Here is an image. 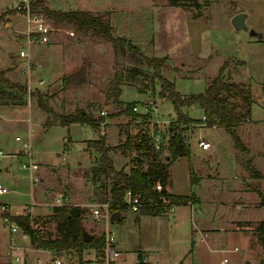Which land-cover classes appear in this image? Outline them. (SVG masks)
<instances>
[{"label": "rangeland", "instance_id": "1", "mask_svg": "<svg viewBox=\"0 0 264 264\" xmlns=\"http://www.w3.org/2000/svg\"><path fill=\"white\" fill-rule=\"evenodd\" d=\"M177 1L180 5H173L169 0H42L55 11L85 9L94 15L99 14L111 23L115 36L129 38L149 56H167L170 67L165 70L164 76L171 79L176 90L184 96L203 92L207 80L217 75L224 61L227 62L226 72L231 80L241 79L251 85L255 102L251 117L256 121L247 120L237 127L238 135L248 152L234 146L233 138L225 127H204L192 121H178L174 104L161 94L159 80H155L153 91L140 92L133 86L124 85L120 98L125 100L123 102H136L138 108L133 111L139 113H144L145 102L155 100L158 107L153 116H158L162 121L160 128L163 135L170 134L173 127H179L183 133L190 146V158L180 156L166 167L171 181L167 189L182 194L195 192L200 200V204L193 208L196 219L204 216L207 223L210 221L208 218L212 217L217 227L224 224V220L230 216L261 220L264 217V207L258 206V202L261 193H264V0ZM15 5V0H0V70L9 78L8 85H17L16 88L3 83L0 85V111L3 113L0 117V148L5 153L0 156V182L9 189L0 194V203L9 202L14 214L23 213L26 204L34 205L33 213H39L45 212L47 207L34 204V197L37 198L40 189L39 185H34L39 182L35 180L31 187L28 176L30 171L20 167L23 162L31 160L50 164L58 161V165L64 167L68 162L77 164L80 161V166L86 168L94 163L98 154L89 156L83 151L85 140H95L101 133L108 143L109 135L112 144H116L119 129L137 130L141 125L137 123L136 127H129L126 122L133 117L120 113V108L124 107L106 100L108 83L121 66L122 60L125 61L120 56H115L109 40L92 33L77 32L65 23L54 22L53 25L59 30L53 31L49 42H31L28 46L23 33L27 21ZM238 11L247 12L248 30L234 29L231 18ZM70 29L74 31L73 34L66 31ZM250 30L261 32L262 40L258 35L252 36ZM21 49H27L31 56L29 70H22L26 59L19 56ZM240 60L244 61L243 65L239 63ZM82 65L86 66L89 74L88 82L81 86L70 85L63 88L62 78L65 74L75 72ZM37 91L46 93L47 103L65 114L74 112L77 108L90 109L88 104L93 103L94 108L91 110L94 115L98 117L102 114L104 121L108 122L101 123L100 129L87 123L67 127L49 125L44 128L42 124L46 113L37 107ZM148 99L150 100L144 101ZM233 99L242 105L240 111L246 112V103L242 98ZM184 112L193 119L204 116L202 107L197 103L189 105ZM168 113L172 115L169 116ZM247 116L250 119V115ZM16 135L20 139H16ZM199 137L210 140L212 146L203 150L198 144ZM28 148L32 152V159L25 154ZM21 149L25 151L21 153ZM94 151L93 148L90 153ZM234 152L237 156L236 166L232 165ZM113 159L116 167H120L125 161L119 153H115ZM159 159L165 160L164 157ZM126 165L128 169L134 167L131 158ZM213 167H219L222 177L209 179L214 177L211 171ZM60 168L56 173L63 176L66 169ZM85 168L77 166L69 169L68 173L83 178L82 174L85 172L86 175L90 167ZM200 174H204L206 179L200 180ZM75 183L73 180L69 181L67 189L73 188ZM106 183L109 186L110 180ZM84 184L85 186L76 184L77 189L74 187V193L78 196L75 202L80 200L85 203L82 206L85 212L83 228L99 236H105L108 229L113 231L115 246L120 251L114 264H135L140 249L149 252L158 246L159 233L164 242H168V237L171 236L168 225L174 220L171 210L167 211L169 216H155L149 213L139 214L126 208L121 222L107 218L98 220L92 209L106 197L105 188L93 186L87 178L84 179ZM59 191H64V188ZM54 195L55 199L59 198V195ZM69 202L74 203V200ZM235 203H239L241 208H237ZM181 209L185 211V219H188L190 207L178 205L176 213ZM0 212L7 215L6 210L1 207ZM30 216L34 223L36 220L41 222L39 224L42 225L43 234L56 231L55 221L50 223L40 214ZM245 236L233 235L226 242L224 250H207L203 257L215 264H222V261H227V264H259L255 253L244 258L239 252L238 256L236 252L226 250L228 247L244 244ZM9 238L8 228L0 215V262L4 261V257L9 259L6 252L9 245L13 244L22 249L25 258V263L18 264H56L50 251L31 247L19 229L12 233V243ZM240 252L244 253V250ZM61 254L65 258L63 264H79L76 251L64 250ZM95 256L97 257L93 248L84 250V264L92 263Z\"/></svg>", "mask_w": 264, "mask_h": 264}, {"label": "trees", "instance_id": "2", "mask_svg": "<svg viewBox=\"0 0 264 264\" xmlns=\"http://www.w3.org/2000/svg\"><path fill=\"white\" fill-rule=\"evenodd\" d=\"M169 1L173 5H180L177 0ZM31 4L35 10L40 8L39 11H42L56 23L68 24L77 32L92 33L111 42L115 56H120L125 61L122 60L121 66L118 65L119 69L116 70L114 77L108 83L106 100H111L113 104L124 107L120 108V113H126L133 118L140 116L142 118L141 123L148 126L151 114L134 112L136 102H123L120 100L121 85H130L137 88L140 92H146L147 90H155V80H159L162 92L174 104L178 121H192L198 124L205 123L206 125L225 127L231 138H233L234 146L241 151L248 152L244 141L238 135L237 127L242 122L250 120L247 115H250L251 106L254 103L252 89L251 85L245 83V81H235L229 78L226 73V61L219 67L217 75L206 82V88L203 92L184 96L176 90L174 82L164 76L165 70L170 67L167 56H149L143 53L139 46L129 38L120 35L115 36L111 23L105 20L103 16L94 15L85 9L55 11L45 5L42 0L33 1ZM239 63L244 64V61L240 60ZM88 78L89 74L86 66L82 65L75 72L65 74L62 78V87L66 89L70 85L81 86L88 82ZM2 83L11 88L17 87V85H8L10 84L9 78L0 70V85ZM235 97L242 98L246 103V112L240 111L242 105L235 102L233 99ZM47 98L46 93L37 91V105L46 113L45 127H48L49 124L67 126L70 123H87L94 128H101V123L105 118L102 114L98 117L94 115V111L91 110L94 108L93 103L88 104L90 109L85 107L77 108L74 112L65 114L48 104ZM193 103L200 104L203 108L204 118L193 119L184 112L183 108ZM169 140V159L167 161H162L157 157L158 152L154 148L152 140L145 133L144 127L139 129L135 136L127 135L124 142L116 146H110L103 134H100L95 140L87 141L88 148H94L98 154L96 164L91 166L87 174H89L91 181L96 186L105 188L104 194H106V197H104L102 202L109 200V210L111 212L126 210L127 203L124 199V191L126 189H130L135 194H140L146 200L153 199L156 201L160 195H165L173 204H187L199 201L195 192L181 194L169 192L167 189L171 181L166 167L178 156L190 158L189 145H187L179 127L172 128ZM120 148L124 150L136 148L138 150L137 155L132 159L135 165L133 168L125 170L124 167H121V169L114 167L109 151ZM108 180H110L109 186L106 183ZM156 181H160L163 186L160 191L154 188ZM260 205H264V193H261ZM167 211L163 206H157L155 208L146 207L142 213L157 215ZM51 213L47 219L49 222H56V231H48L45 234L42 233L44 232L42 225L39 227L35 226V224H39V220L34 223L30 214H8V216L30 237V242L34 247L45 248L58 253L64 250L76 251L79 264L85 263L83 251L88 248L95 249L98 255L102 254V250L105 247V236L94 234L93 238L88 242L83 240L82 221L85 214L83 208L72 203L54 205ZM32 222L34 225H32ZM256 232L264 246V218L259 222ZM135 263L149 264L145 261L142 251L138 253ZM259 264H264V256Z\"/></svg>", "mask_w": 264, "mask_h": 264}, {"label": "crops", "instance_id": "3", "mask_svg": "<svg viewBox=\"0 0 264 264\" xmlns=\"http://www.w3.org/2000/svg\"><path fill=\"white\" fill-rule=\"evenodd\" d=\"M262 38L263 37H261L260 39L262 40ZM38 65H40V63H38ZM242 81H244V80H242ZM123 86L124 85H121V88ZM122 91H123V88H122ZM162 93L166 97L165 93L161 92V94ZM121 94H122V92H121ZM120 97H121V95H120ZM120 100H124V99L120 98ZM149 100L150 99L144 100V101H149ZM150 101H155V100H150ZM253 104H252V106H253ZM252 106H251V113H252ZM188 107H184L183 110H186ZM14 109H15V111H18L17 108H14ZM102 112L106 113L104 110H102ZM142 112H144V111H142ZM153 113L151 114V120H150L151 123L149 122L148 126H145L143 123H141L142 119L140 116H136V117L132 118V120H129L128 122H126L129 127H131V126L136 127V125H138L137 123H140L139 125H141V127L137 128V130H131L130 128H127V129L122 131L121 129H119V130L116 129V131L118 130L117 131L118 132V138H117L118 142L116 144H112L110 136L108 135V141H109L108 144L110 146L119 145L120 143L124 142L127 135L135 136L137 134V131L139 129H141L142 127L145 128L146 134H147L148 130L150 131L151 129H155L156 131H159L161 134L160 140L165 141V144L164 143L162 144L161 149L157 150L158 157H160V158L164 157V159L167 161L169 159L166 157L168 155V144H167V142L169 141V137L171 136V132H170V134L163 135V133L161 132L162 130L160 128V127H162L163 123L158 118V116H153ZM251 113H250V120L256 121L255 119H253L251 117ZM2 115H3V113L0 114V117ZM168 115L171 116L172 113H168ZM44 120H45V118H44ZM156 120L159 123L155 122ZM44 122H43L42 126L44 128H48L49 126L48 127L44 126ZM107 122L108 121H102V124L103 123L107 124ZM72 124H79V123H70V124H67V126H70ZM49 125H59V124H49ZM199 125H204V127H207V126L218 127V125H206L205 123H200ZM62 126H65V125H62ZM67 126H65V127H67ZM107 134H108V132H107ZM67 141H69V139H67ZM87 141L88 140H85V144L83 146V151H86L89 154V156L97 153L96 151L90 153V150H92L93 148H88V142ZM152 143H153V141H152ZM211 146H212V143H211ZM189 148H190V146H189ZM0 149H2V148H0ZM28 149L29 150L26 151L25 154H27L29 156V158L32 159V152L30 151V148H28ZM24 151H25V149L20 150L21 153H23ZM115 153L121 154V156L125 159L123 165H121L120 167H116L114 164L113 155ZM137 153H138V150L136 148H130V149H125V150L120 148L118 150H110L109 151V155H110L111 159H113L114 167L116 169H121V167H124L125 170H129L128 168H126V166H127L126 164H127V161L129 160V158H131V161H132V159H133L132 157L137 155ZM2 155H5V153L0 154V156H2ZM19 155L20 154H18V156ZM233 155L234 156H233V161H232L233 164L232 165L236 166L237 165L236 164L237 163L236 162L237 156L235 155V152L233 153ZM178 157H180V156H178ZM96 158L97 157H95V161L91 166L96 164V160H97ZM175 160H173V163L175 162ZM37 164H38V166L36 168H34L28 175L30 182H31V187L34 185V183L36 181H38L39 184L35 183L34 186H37V185L40 186L39 192L36 195L37 198L34 197V204L46 206L47 210L45 212H39V213L34 212L33 213V206L34 205L26 204L24 212L20 213V214H25V213L30 214V215L40 214L42 216H45L43 218L47 219L48 216L50 214H52L51 213L52 207L55 205L56 199L54 197L55 196L54 193L56 195H60V194L66 195L69 200H74V203H72V204L78 205L81 208H83L82 206L85 204L84 202L81 203L80 200L78 202H75L78 199V196L75 195V193H74V189L77 187L76 184L81 183L82 186H85V184H84L85 178L89 179L93 186H95V184L91 181L89 174H86V175L84 174L85 172L82 174L83 175L82 177L84 179L81 177L75 176L72 173H70V175H69V173H68L69 169H75V168H77V166L80 168H85L83 166H80V161H78L77 164H70L68 162L67 165H64V167L66 169V174H64L63 176H58L56 173L59 169H61L60 167H62L64 169V167L62 165H58V161H55V163H50V164L49 163L44 164V163H38L37 162ZM91 166H89V167L91 168ZM171 166L173 167V164H171ZM189 166H190V164H189ZM89 167H86V168H89ZM90 168H89V170H90ZM218 168L219 167H213V169L211 171L214 173V177L209 178V179H214L215 177H222L223 173H220V171H218ZM33 171H34V174H33ZM55 173H56V175H54ZM189 174H190V170H189ZM200 175H201L200 180L206 179L203 176L204 174H200ZM190 176H191V174H190ZM78 178L80 181H78ZM64 179H66V180H64ZM72 180H73V182H76V183L73 185V188L67 189L69 181L71 182ZM62 187L64 188V191L61 192L59 190L62 189ZM169 192H172V191L169 190ZM172 193H174V192H172ZM175 193H177V192H175ZM34 195H35V189H34L33 196ZM5 203L8 205V210H6L7 214L17 215V214H14L11 212L10 203L9 202L8 203L5 202ZM196 204H200V200L197 202L185 204V205H188L191 209V214L188 217V219H185V211L183 212L182 209L180 212H178V214L176 213V207L178 205L184 206V204H176L174 206V210L172 211V213H170V214H172L171 216H172V218H174V220L172 222H170V224L168 225V229H169V232L171 234V236L168 237V240H167L168 242H164L162 234L159 233L157 235V245H158L157 247H155V248L153 247L152 250H149V252H147L146 250H141V249L139 251V252L142 251L144 253L145 261L147 263H149V264H215L212 260H210L208 258L206 259L203 257L204 252H207V250L210 252L211 251L224 250L225 247H227L226 242L231 237H233V235H235L236 237H240V235L242 236V234L246 235L245 236L246 237L245 243L240 244V245H235L234 247H228V248H226V250L230 249V250L236 252L237 253L236 255H238V252H239V255L240 256L242 255L244 258H246V256H251V255H253V253H255V257H257L259 259V263H260V261L262 260V258L264 256V246L259 240V237H258L257 232H256V228L259 225V222L262 221V219L264 217L261 220H251V219H248L245 217L241 219V218H239V216H237V217L230 216V217H227L226 220H224L225 221L224 224H222L220 227H217V226H215L216 223H214L215 221L212 217L208 218L210 221H207V223H206L204 216H200L196 219L195 212H194L195 209H193L194 205H196ZM235 206L237 208H241V205L239 203L238 204L235 203ZM258 206L264 207V205H260V201L258 202ZM28 208H29V210H28ZM123 213L124 212L122 211L121 215H120L121 219L119 218L120 220H116V221H120V222L122 221V219L124 217ZM168 213L169 212H162V213L157 214V215L158 216H169L170 214H168ZM0 215H1L2 219L4 220V223L6 224V226L8 228V232L10 235L9 241L11 242L13 240L12 239V233L17 232V229H19L20 231H22V229L17 228L15 230H12L10 227V224L7 221H5V218H4L5 215L1 214V212H0ZM157 215H155V216H157ZM137 220H139V216H137ZM39 223L41 224L40 221H39ZM50 223H52V222H50ZM159 230H161V229H159ZM22 233H23L24 238L29 241V245L31 247L40 248V247H36V246L34 247L30 242V237L24 231H22ZM42 249H45V248H42ZM21 250L22 249H19V247L15 246L13 244H10L8 247V251L6 252V255L9 257V259L7 257H4V259H3L4 261H1L0 264H18V263H22V262L25 263V258H24V255L22 254ZM46 250L50 251L53 254L52 250H49V249H46ZM242 250H244V253L240 252ZM9 252H10V254H9ZM226 262L227 261H224V263H223V261H222V264H227ZM246 262L249 263V260H246ZM233 264H238V263H233Z\"/></svg>", "mask_w": 264, "mask_h": 264}, {"label": "built area", "instance_id": "4", "mask_svg": "<svg viewBox=\"0 0 264 264\" xmlns=\"http://www.w3.org/2000/svg\"><path fill=\"white\" fill-rule=\"evenodd\" d=\"M36 0H15V8L21 12L25 18V21H27V27L26 30L23 32L25 34V39H27L28 46L31 44V42H37V43H47L50 41V36L55 30H59V28L55 27L54 22L52 19H50L47 15H45L42 11L35 10L32 6V2ZM68 33L73 34V30H66ZM19 56L25 58V64L22 66V70H29L31 59L29 56V53L26 50L21 49L19 51ZM41 83H43V80H40ZM145 113L152 114L158 107L156 105L155 101L152 102H145ZM138 108L137 105H135L134 110ZM1 114V111H0ZM204 118V117H203ZM151 120V118H150ZM157 122V120L155 121ZM151 123V122H150ZM159 123V122H157ZM103 132V130H102ZM160 132L156 131L155 129L148 130L147 136L153 141L154 148L156 150L161 149L162 144H165V141L160 140ZM16 139H20V136L16 135ZM198 144L199 146L207 150L211 146V142L209 140H205L203 138H198ZM170 140L167 142L169 146ZM0 154H4V151L0 149ZM38 166L37 162L29 160V162H23L21 164V168L27 169L30 172ZM135 166V165H134ZM155 190L160 191L163 186L160 181H156L154 185ZM8 188L0 182V194L8 192ZM124 199L127 203V208L131 209L132 211H135L137 213H142L146 207L149 208H155L157 206H163L166 210H174V206L176 204H173L171 200L166 197L165 195H160L158 200L153 199H144L140 194L133 193L130 189H126L124 191ZM69 199L66 195H59V198L56 199L55 205H63V204H69ZM109 200H106L99 205L93 207L92 212L94 213V216L98 220L107 218L108 220L111 219L112 212L109 210ZM0 207L2 209L7 210V204L6 203H0ZM5 221H7L10 224V227L12 230H15L17 228H20L18 224L13 222L10 217L7 215L4 216ZM36 227H39V224H35ZM104 248L102 250V254L98 255L97 251L95 250V258L93 259L92 263L90 264H114L116 261L117 256L119 255L120 251L115 246V236L111 229L107 230V233L105 235V242H104ZM10 254V252H9ZM54 255V261L56 264H63L64 262V255L58 252L53 251ZM85 262V261H84Z\"/></svg>", "mask_w": 264, "mask_h": 264}, {"label": "water", "instance_id": "5", "mask_svg": "<svg viewBox=\"0 0 264 264\" xmlns=\"http://www.w3.org/2000/svg\"><path fill=\"white\" fill-rule=\"evenodd\" d=\"M247 18H248V14L246 11H238V13H235L231 18L234 29L237 31L248 30L246 25ZM249 32L252 36H256V35H258L259 37L262 36V33L258 31L250 30ZM166 157L169 158V155H167ZM120 215H121V211L112 212L111 219L119 220ZM82 230H83V240L85 242H88L93 238L94 234L92 232L86 230L85 228H83Z\"/></svg>", "mask_w": 264, "mask_h": 264}]
</instances>
